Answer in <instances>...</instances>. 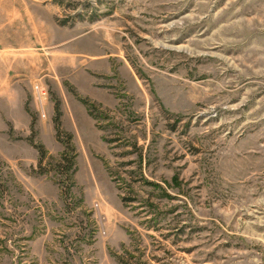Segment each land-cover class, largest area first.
<instances>
[{
	"label": "rangeland",
	"instance_id": "374dc122",
	"mask_svg": "<svg viewBox=\"0 0 264 264\" xmlns=\"http://www.w3.org/2000/svg\"><path fill=\"white\" fill-rule=\"evenodd\" d=\"M11 34L0 264H264V0H0Z\"/></svg>",
	"mask_w": 264,
	"mask_h": 264
},
{
	"label": "built area",
	"instance_id": "2783aa9c",
	"mask_svg": "<svg viewBox=\"0 0 264 264\" xmlns=\"http://www.w3.org/2000/svg\"><path fill=\"white\" fill-rule=\"evenodd\" d=\"M32 97L36 106V110L42 119L48 117V102L50 91L48 86L43 82H35L32 85Z\"/></svg>",
	"mask_w": 264,
	"mask_h": 264
},
{
	"label": "crops",
	"instance_id": "0c3cea01",
	"mask_svg": "<svg viewBox=\"0 0 264 264\" xmlns=\"http://www.w3.org/2000/svg\"><path fill=\"white\" fill-rule=\"evenodd\" d=\"M4 14L6 16L8 14V18L11 20V21H9V27L7 29L10 31L14 30V24L16 23L14 16H16V14L14 12L8 11V10L4 11ZM10 37H12V34ZM17 45H18V41L16 40V37L14 35L10 39H4V40L0 41V47H1V49H4V50L16 49ZM3 55H2V59L5 63L13 61L12 57L7 56V54H5L4 56ZM8 72H10V70H2V73L4 75H6V73H8ZM21 103H24V96H22ZM10 119H13V118L10 117Z\"/></svg>",
	"mask_w": 264,
	"mask_h": 264
},
{
	"label": "trees",
	"instance_id": "16d2710c",
	"mask_svg": "<svg viewBox=\"0 0 264 264\" xmlns=\"http://www.w3.org/2000/svg\"><path fill=\"white\" fill-rule=\"evenodd\" d=\"M56 113H57V118L55 119L56 125H57V128H60V122H59L60 108L58 105L56 106ZM39 148H41V160L40 161L42 162L43 158L46 155V152L43 149V147H41L40 145H39ZM62 160L65 161V167L64 168L67 171H72V172L75 171V169H74V167H75V155L74 154L70 155L69 152H65L62 155Z\"/></svg>",
	"mask_w": 264,
	"mask_h": 264
}]
</instances>
